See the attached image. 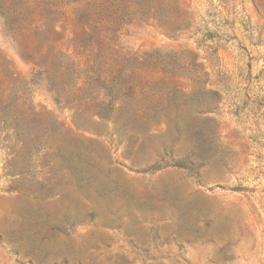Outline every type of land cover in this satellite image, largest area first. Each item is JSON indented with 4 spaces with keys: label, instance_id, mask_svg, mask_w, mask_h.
<instances>
[{
    "label": "rangeland",
    "instance_id": "1",
    "mask_svg": "<svg viewBox=\"0 0 264 264\" xmlns=\"http://www.w3.org/2000/svg\"><path fill=\"white\" fill-rule=\"evenodd\" d=\"M0 264H264V0H0Z\"/></svg>",
    "mask_w": 264,
    "mask_h": 264
}]
</instances>
